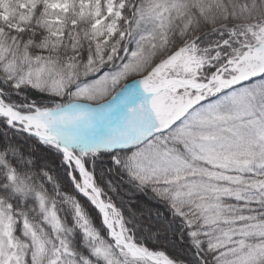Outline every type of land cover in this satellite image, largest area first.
Masks as SVG:
<instances>
[{
    "label": "snow or ice",
    "instance_id": "obj_1",
    "mask_svg": "<svg viewBox=\"0 0 264 264\" xmlns=\"http://www.w3.org/2000/svg\"><path fill=\"white\" fill-rule=\"evenodd\" d=\"M0 264H264V0H0Z\"/></svg>",
    "mask_w": 264,
    "mask_h": 264
}]
</instances>
